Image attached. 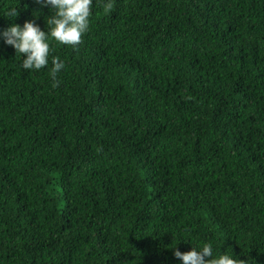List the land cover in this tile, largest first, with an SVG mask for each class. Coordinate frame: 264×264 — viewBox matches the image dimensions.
<instances>
[{
    "label": "trees",
    "instance_id": "1",
    "mask_svg": "<svg viewBox=\"0 0 264 264\" xmlns=\"http://www.w3.org/2000/svg\"><path fill=\"white\" fill-rule=\"evenodd\" d=\"M49 15L0 0V31ZM51 56L58 87L0 38V264H181L186 234L264 264V0H94Z\"/></svg>",
    "mask_w": 264,
    "mask_h": 264
},
{
    "label": "clouds",
    "instance_id": "2",
    "mask_svg": "<svg viewBox=\"0 0 264 264\" xmlns=\"http://www.w3.org/2000/svg\"><path fill=\"white\" fill-rule=\"evenodd\" d=\"M42 8H48L51 15L44 18L47 31L41 29L34 20H26L23 25L12 23L3 31L0 38L20 56V67L23 70L39 71L49 67V77L53 87L60 84L58 74L66 65L58 56H51L52 42L76 48L83 34L90 25L94 0H37ZM104 9L111 10L112 0H103ZM17 7L7 10L8 19L17 17ZM36 14L34 13V16ZM189 234L180 238L187 241L191 248L181 252L174 250L173 255L181 264H250L246 259H239L230 251H219L212 241L193 242Z\"/></svg>",
    "mask_w": 264,
    "mask_h": 264
}]
</instances>
